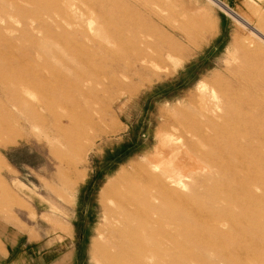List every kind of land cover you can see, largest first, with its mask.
Wrapping results in <instances>:
<instances>
[{
    "label": "rangeland",
    "instance_id": "obj_1",
    "mask_svg": "<svg viewBox=\"0 0 264 264\" xmlns=\"http://www.w3.org/2000/svg\"><path fill=\"white\" fill-rule=\"evenodd\" d=\"M101 1L0 0V264H102L136 224L139 264H264V97L218 93L212 122L198 91L255 36L235 18L254 23L264 0H184L213 28L130 94L103 77L126 48ZM161 133L177 164H151Z\"/></svg>",
    "mask_w": 264,
    "mask_h": 264
},
{
    "label": "bare ground",
    "instance_id": "obj_2",
    "mask_svg": "<svg viewBox=\"0 0 264 264\" xmlns=\"http://www.w3.org/2000/svg\"><path fill=\"white\" fill-rule=\"evenodd\" d=\"M103 1L101 2L103 3ZM184 3L179 8L169 0H112L111 4L116 10L114 9V15L109 16L107 14L114 26L107 34L108 40L111 43V39H115L121 46L125 44L126 49H119L114 53L115 63L113 64L112 77H109L108 73L103 74L107 83L118 82L117 85L122 87L119 89H123L124 94H130L132 92L130 88L132 85L130 86V84L135 83V81L142 82L149 76L156 77L157 70L165 62L178 61L181 60L182 56H189V47L199 40L202 41L203 34H208L213 28V22L208 17L210 14L207 16L203 12L193 10L194 5L192 6L185 1ZM106 7L109 8L108 5ZM254 8L249 7L254 23L250 24L251 20L247 22L238 14L235 22H239L251 30V33L255 35L254 37H257L261 42L250 36H246L247 38L244 39L238 38L235 41V47L233 46L237 53L233 54L229 65H226L222 73L215 75L216 80L208 85L202 84L198 87L199 92L207 94L199 102V104L203 102L202 106L207 107V112L200 113L201 118L207 119V121L213 122V118H217V114H214L209 108L212 107L210 102L217 100L218 93L227 91L230 94L232 91L233 93L237 92V95L241 90H250L257 96V99L261 98L262 100L264 97L262 95L264 93V44L262 43L264 42V8L259 9L258 6V9ZM104 14H102L103 17H105ZM105 19L107 20V18ZM88 40L96 42L91 38ZM90 55L93 58L96 54L91 52ZM99 59L102 60L103 58L100 56ZM240 96L242 97L241 94ZM236 97L238 99V96ZM246 98L244 99L248 101ZM241 100L243 99L238 102L244 103ZM233 101L231 99V104ZM228 103L227 106L230 105V102ZM227 106L225 105V107ZM243 106L245 105L243 104ZM192 118L196 119L197 117ZM156 136L157 141L152 152L153 157L149 158L151 164L153 163L155 167L177 164L181 156V145H178L172 135L161 133ZM131 168L135 172H142L143 180L141 179V181L144 183H152L154 178L160 179L152 174L148 164H135ZM111 195L114 196L113 193ZM121 195L127 196L128 194L122 192ZM151 209L150 207L149 210ZM129 226L130 230L126 240L131 243H115L114 248L106 253L107 255L105 254V263L102 264H139V257L135 256L138 248L135 245L139 240L138 231L141 225Z\"/></svg>",
    "mask_w": 264,
    "mask_h": 264
},
{
    "label": "crops",
    "instance_id": "obj_3",
    "mask_svg": "<svg viewBox=\"0 0 264 264\" xmlns=\"http://www.w3.org/2000/svg\"><path fill=\"white\" fill-rule=\"evenodd\" d=\"M45 220L52 221V220L49 219V218H46ZM46 222H47V221H46ZM52 222L55 223V221H52ZM47 223H48V222H47ZM58 227H59V226H58ZM58 227L56 226L55 229H58ZM16 247H17V245L15 246L14 249H12L11 247H9V248L7 249V253H6L5 260L8 259L10 255L12 256V255L14 254V252L16 251ZM39 259H40V258H38L37 260L39 261Z\"/></svg>",
    "mask_w": 264,
    "mask_h": 264
}]
</instances>
